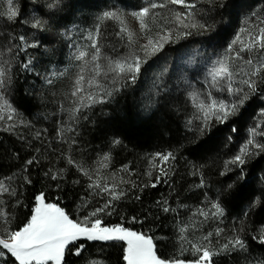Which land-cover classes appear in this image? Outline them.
Returning <instances> with one entry per match:
<instances>
[{
    "label": "rangeland",
    "instance_id": "obj_1",
    "mask_svg": "<svg viewBox=\"0 0 264 264\" xmlns=\"http://www.w3.org/2000/svg\"><path fill=\"white\" fill-rule=\"evenodd\" d=\"M74 1H30L21 9L19 1L13 0L12 6L17 9V16L9 21L7 0H0V20L5 21L17 36L13 43L12 32L8 30L7 35L0 38V70L5 73L0 76V83L3 84L0 87V133L11 135L20 144L22 151L29 156L27 161L36 159L45 152L74 169L77 181L86 186L91 196L85 199L84 206L77 210L78 215L82 217L80 220H84L91 212L111 201L104 212L98 213V217L101 214L107 215L112 204L125 197L131 186L138 182V178H164L167 177L164 173L170 172L172 168V157L162 161L157 155H167L164 153L143 154L142 164L138 163L135 168L128 163L114 167L112 153L118 147L114 141L109 143L108 148L98 147L96 151L89 152L82 138L83 130L87 126L95 125L96 120L91 119L93 114H104V107L110 97L106 96L105 92L113 94L123 86L124 89L129 86L135 96L138 116L143 117V114L157 111L159 108H168L181 117L182 126L184 129L190 128V132L195 131L194 127L204 126L206 112L208 123L214 120L216 123L226 122L218 121L209 105L215 103L218 106L220 102L225 105L238 104L239 99L246 95L243 104H238L235 115L251 97L255 111L244 124L245 135L238 139L242 143L234 154L240 155L241 148L247 145L250 139L255 144L258 141L259 144H264V80L253 78L257 80L255 90L248 89L243 83L250 78L260 50L253 47L251 52L241 51L246 45H253L254 40L259 38V30L264 28V0H238L235 7L227 10V16L232 18H226L222 28L209 23L213 29L206 27L202 28L201 32L191 34L178 29L187 24L196 25L204 0H184L182 4H173L170 0H133L130 4L120 3L118 0H103L104 4L100 9L91 7L82 15L78 14ZM153 4L157 6L153 8ZM143 8L149 10L146 16L137 19L131 15L132 12H139ZM67 10L75 11L74 14H78V18L65 26L56 23L55 17L58 16L50 15L63 14ZM105 11L117 13L118 18L100 19ZM71 13L70 18L74 16ZM233 13L235 16H232ZM37 20L41 22L42 27L33 28L32 24ZM141 20L145 24L143 29ZM101 34L102 39L99 38ZM129 35L132 37L131 42ZM21 36L24 37L23 40L20 39ZM107 37L114 46H108ZM149 41H152V44H149ZM93 43L100 49V58L95 63L102 66V71H107L109 60L131 63L139 58L141 71L137 74L135 82H132L131 74L116 76L115 73L109 72L107 76L95 77L100 86H90L88 80L94 76ZM158 44L163 47L153 54ZM146 45L148 47L145 49L143 46ZM108 48L113 49L112 52ZM80 52L86 55L77 59ZM247 59H253V65H248ZM221 61L229 66L231 76L213 81L211 70L214 66L218 67V62ZM24 65H28L27 68ZM17 68L26 73L24 94L29 101L27 110L20 109L14 103L9 89L13 79L10 76L13 71L14 74L18 73ZM80 75L85 79L80 85L81 91L73 96L72 93L77 87L76 80ZM229 88L232 89L231 92ZM90 94L97 101L103 102L92 103L87 99ZM201 105L205 106L203 110ZM75 109L79 111L73 114ZM253 128L256 130L255 134L250 131ZM250 146L253 145L247 146V152L250 151ZM105 155L109 157L107 161L103 160ZM233 158L234 156H231L228 162ZM69 159L75 163L69 164ZM78 166L87 170L92 179L79 171ZM20 176L19 172L9 176L0 175V182L9 189L7 192H0V209L6 214L0 216V238L3 239H6V229L11 230L12 227L9 210L10 207L16 206L17 182ZM93 182L102 186L106 184L109 192L96 187L90 188L89 185ZM111 191L122 192L123 195L118 200H112ZM44 203L47 202L44 200ZM214 203L217 204V200L204 195L201 200L185 206L182 214L177 215L178 254L184 252L193 261L198 258L199 253L194 252L192 244L205 245L217 251L235 238L236 231L233 227L237 220L228 222L224 212L222 215L216 214V209L212 207ZM201 212L205 215H201ZM182 215L183 221L180 219ZM181 228L185 229L183 233ZM217 230H220L219 235ZM209 233L212 235L205 240L204 237ZM255 233L259 240L264 233V221L258 225ZM121 243L126 247V243ZM3 251L5 255L0 257V264H4V261L11 257L7 250ZM226 255L227 253H222L213 258L219 260ZM124 263L126 264L125 261ZM82 264L107 263L100 259H90ZM249 264L263 263L258 259Z\"/></svg>",
    "mask_w": 264,
    "mask_h": 264
},
{
    "label": "trees",
    "instance_id": "obj_2",
    "mask_svg": "<svg viewBox=\"0 0 264 264\" xmlns=\"http://www.w3.org/2000/svg\"><path fill=\"white\" fill-rule=\"evenodd\" d=\"M18 1L19 7L23 9L30 1L39 0ZM118 1L133 3V0ZM237 1L204 0L196 25L187 24L178 30L191 34L201 32L202 28L210 29L214 24L222 28L223 21L232 18L227 16V10L235 7ZM74 2L81 15L91 7L100 9L104 4L103 0ZM71 12L67 10L63 14L50 15L58 16L55 17L56 23L65 26L78 18L75 11ZM70 13L74 15L71 18ZM0 23L2 39L8 30H13L8 28L5 21L0 20ZM230 24L231 21L229 27ZM11 35L14 43L17 36L14 32ZM99 38L102 39V34ZM106 43L114 46L109 38ZM112 50L109 49L110 52ZM16 71L17 74L13 71L10 76L13 79L9 89L14 103L20 109L27 110L29 101L24 94L26 73L21 68ZM127 88L124 89L123 86L109 97L103 115L93 114L91 119L96 120L95 125L83 130L85 147L89 148V152H94L98 147L108 148L111 141H119L112 153L114 167L128 163L135 168L138 163L142 164L141 156L146 153H171L174 160L170 158L171 171L167 173V177H159V183L156 176L149 180L138 178L128 194L112 204L107 215H99L103 225H122L151 238L156 254L162 260L192 261L184 252L178 254L177 215L182 214L185 206L208 195L217 200L228 222L237 220L233 227L235 237L239 236L246 245V251L232 252L230 255L227 253L220 261L213 258V264H249L258 259L264 264V244L254 235L255 229L264 221V151L250 146V151L243 157L244 164L235 166L228 163L231 156L235 157L234 153L242 143L238 139L243 137L246 120L249 115H254L253 98L245 102L240 112L229 116L225 123H216L214 120L208 123L207 128H195L191 125L195 131L190 132V128L184 129L182 126L181 117L168 108H159L143 114V117L138 116L135 96L129 86ZM20 147L11 135L0 133V175L9 176L14 172L21 174L17 182L16 206L9 210L11 230H18L30 219L35 198L41 194L45 202L56 204L71 219L80 220L82 217L77 210L91 196L86 186L77 181L74 169L45 152L28 164L29 156ZM153 184L156 186L152 187ZM164 208L170 210L165 212ZM180 217L183 221L184 216ZM81 244L84 245L81 254L75 255V249ZM123 248L124 244L121 242L78 240L68 247L62 264H82L90 259H100L107 264H125ZM7 262L16 264L10 256Z\"/></svg>",
    "mask_w": 264,
    "mask_h": 264
},
{
    "label": "snow or ice",
    "instance_id": "obj_3",
    "mask_svg": "<svg viewBox=\"0 0 264 264\" xmlns=\"http://www.w3.org/2000/svg\"><path fill=\"white\" fill-rule=\"evenodd\" d=\"M171 3H184V0H170ZM8 3V13L7 19L9 21L14 20L17 16V9L13 5V0H7ZM157 5L153 4L152 7ZM163 5H161L162 7ZM188 7H194V5H187ZM52 7V5H49ZM148 9L143 8L139 12H132L131 15L140 19L148 14ZM118 14L115 12L105 11L102 13L100 19H117ZM33 28L42 27V24L39 20L32 24ZM145 27L144 22L141 20V28ZM203 27V25H201ZM124 31V29H122ZM21 40L24 39L23 36L20 37ZM164 39V38H162ZM129 41H132L131 35H129ZM235 43V41H234ZM149 44H152V41H149ZM92 47L95 49V52L92 54L93 61V73L94 76L92 79L88 80V84L99 85V82L95 77L104 75L107 76L109 72L115 73L116 76H122L124 74H131L132 82H135L137 74L141 71V61L137 58L135 61L129 63L127 61H113L109 60L107 65V71H102V66L99 63H95L100 58V49L93 43ZM145 47V49L148 47ZM162 44L156 45L154 48L155 51H159L162 48ZM256 47L260 50V55L256 60V66L253 67L250 72V78L244 80L243 83L247 86L248 89L255 90L257 86V80L253 78H260L264 80V28L259 30V38L254 40L253 45H246L245 48H242L241 51H252V48ZM86 53L80 52L77 59L85 57ZM246 63L248 65H253V59H247ZM219 66H214L211 70V76L213 81H217L219 78L225 76L230 77L231 72L227 64L218 62ZM28 65H24L27 68ZM5 73L0 70V76H4ZM84 76L80 75L76 80V91L72 93L73 96L77 92L81 91L80 85L84 81ZM3 84L0 83V87ZM232 89L229 88V92ZM111 92H105L106 96H111ZM246 95L239 99L238 104H243ZM92 103L103 102V100L97 101L91 94L87 97ZM238 104L234 103L231 105H225L223 102L217 106L215 103L209 105L208 107L213 109V114L215 118L224 122L229 118V116L234 115L238 110ZM89 105H82V107H88ZM205 106L201 105L203 110ZM79 111L75 109L73 114ZM264 114V113H262ZM204 127H208V113H205V124ZM235 131V129H233ZM255 134V128L250 130ZM264 134V133H262ZM119 143V141H115ZM253 145L254 147L259 148L261 151H264V144H254L253 140L250 139L243 148H241V154L235 156L228 163L230 164H244L245 160L243 155L247 154V146ZM160 159L162 161H167L172 157L171 153L167 155H161ZM109 157L105 155L103 160L107 161ZM33 161H27L28 164H31ZM69 164H74L75 162L72 159L68 160ZM106 167L107 165H102ZM78 170L81 171L84 175H87L91 180L92 177L87 170L83 169L82 166H78ZM163 172V169L161 170ZM165 175L167 173H164ZM149 175H151L149 173ZM56 177L54 176L53 179ZM157 183L160 182V178H156ZM30 183V181H28ZM156 185L153 184L152 187ZM89 187L100 188L101 191L109 192L107 185H100L98 182H93ZM231 187V186H230ZM9 189L5 187L3 182H0V192H7ZM14 194V192H13ZM112 200H118L123 193H116L114 191L110 192ZM139 199V197H137ZM35 207L32 208V214L30 219L23 224L18 230H8L6 229L5 235L6 239L0 238V257L4 256L5 253L3 250H7L11 254V257H14L19 264H61L65 257V252L68 246L81 238L86 239L87 241H104V242H124L126 247L123 248V260L126 264H185L184 261L172 260L165 261L160 259L155 251L153 240L145 235L131 231L130 229L124 228L122 225H113L105 226L102 223V220L98 217V213L104 212L111 204V201L106 203L103 207L97 208L85 217L84 220H73L69 217L66 212L58 207L56 204L44 203L43 194L36 196L35 198ZM216 209V214L222 215L223 210L219 204L214 203L212 205ZM169 208H164V211H169ZM201 215L205 213L201 212ZM6 214L0 209V216H5ZM180 231L183 233L184 228H181ZM220 230H217V235H219ZM212 234L209 233L208 236L204 237L207 240ZM183 239V236L181 237ZM255 239V238H254ZM260 243L264 244V233L259 237ZM84 245L81 244L79 248L75 249V255H80ZM192 248L195 253H199L198 258L193 261H189L188 264H213V257L220 255L222 253H232L237 251H246L245 242L239 238V236L231 239L228 243L222 245L217 251H213L210 247L205 245L192 244ZM4 264H8L7 261H4Z\"/></svg>",
    "mask_w": 264,
    "mask_h": 264
}]
</instances>
